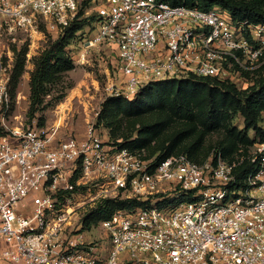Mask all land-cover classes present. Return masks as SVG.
<instances>
[{"label": "built area", "instance_id": "2783aa9c", "mask_svg": "<svg viewBox=\"0 0 264 264\" xmlns=\"http://www.w3.org/2000/svg\"><path fill=\"white\" fill-rule=\"evenodd\" d=\"M80 1L0 0V122L6 132L0 135L2 259L9 264H264V143L253 146L252 167L239 179L237 163L226 162L218 151L201 164L185 155L156 163L144 151L103 142L91 123L80 140L55 139L56 129L6 125L5 61L11 51L3 37L16 30L36 32L37 16L58 33L76 18ZM85 1L98 4V28L85 49L107 45L122 75L119 86L108 88L110 94L133 98L150 82L188 75L244 88L246 74L264 67V24L233 21L220 7ZM165 194L170 199L158 205ZM118 197L151 199V204L101 221L109 241L104 249L101 239H87L83 216L100 200Z\"/></svg>", "mask_w": 264, "mask_h": 264}, {"label": "trees", "instance_id": "16d2710c", "mask_svg": "<svg viewBox=\"0 0 264 264\" xmlns=\"http://www.w3.org/2000/svg\"><path fill=\"white\" fill-rule=\"evenodd\" d=\"M161 1L171 6L183 5L201 10L220 7L233 21L264 24V0ZM81 15L80 11L77 18ZM84 24V19L73 20L58 32L55 39L50 38L34 57L28 82L26 115L29 124L37 117V125L40 126L43 121L37 115L61 100L69 88L64 84L63 77L74 68V61L67 47ZM19 50L13 49L10 74L13 83L20 73L25 53V50ZM263 74L264 67L252 76L246 74L248 82L244 88L230 81L188 75L150 82L141 87L133 98L121 93L110 94L100 106L95 125L102 124L108 128L109 137L113 139L109 143L131 152L144 151L146 157L156 163L170 156L185 155L201 164L213 151H218L226 162L237 163L234 172L240 179L252 167L249 156L253 146L264 143ZM237 117L242 118L241 128L234 124ZM128 121L132 122L128 132L120 136L121 123ZM5 133L0 126V135ZM213 134H219V137L204 151L206 140ZM152 145L155 149L148 152ZM168 195L165 194L158 205L165 204L170 199ZM150 204L151 199H102L87 209L83 216V228H94L117 211L134 214Z\"/></svg>", "mask_w": 264, "mask_h": 264}, {"label": "rangeland", "instance_id": "374dc122", "mask_svg": "<svg viewBox=\"0 0 264 264\" xmlns=\"http://www.w3.org/2000/svg\"><path fill=\"white\" fill-rule=\"evenodd\" d=\"M96 2L99 3L100 0H96ZM97 5L85 0L80 1L77 15L80 11L82 15L78 18L76 16L75 19H84L85 24L83 29L76 34L75 38L71 40L67 47V51L74 61V68L65 73L63 77L64 84L69 88L65 91L64 97L61 100L47 107L37 115L43 121L40 126L37 125V117L32 119L30 124L28 123V117L26 115L29 105L28 82L30 72L33 69L34 57L47 45V41L50 38L55 39L58 33L48 29L42 19L37 16L36 32L29 35L16 30L12 31V34L3 37L5 44L11 51L10 59H6L5 61L6 65L9 64L7 88L10 95V102L8 111L5 113V122L8 127H27L34 125L43 130L56 129L55 139L73 137L80 140L86 136L88 124L91 123L94 126L95 132L103 142L113 141L109 137L108 128L102 124L95 125V122L102 102L110 95L108 87L112 86V80H116V76L120 73L115 68L113 51L107 45L101 44L90 49H85L84 46L86 41L96 33L98 28L95 16ZM13 49L25 50L21 70L14 79V83L10 76L14 59ZM85 50V58L81 60L80 55ZM76 88L80 91L76 90ZM71 93H73L72 96H70ZM131 124V121L122 122L118 134L120 136L126 134L128 132L127 128ZM234 124L241 128L242 118H235ZM262 126L264 127V121L262 122ZM250 135L252 136L251 133ZM218 137L219 134L211 135L206 140L204 151H206L208 146L214 144ZM154 149L155 145H152L147 151L150 152ZM86 230L90 231L88 232L90 235L87 236L88 240L101 239L105 242L104 249H108L109 241L107 240V233L101 230L99 224L94 228L90 227ZM0 264L9 263L0 256Z\"/></svg>", "mask_w": 264, "mask_h": 264}, {"label": "crops", "instance_id": "0c3cea01", "mask_svg": "<svg viewBox=\"0 0 264 264\" xmlns=\"http://www.w3.org/2000/svg\"><path fill=\"white\" fill-rule=\"evenodd\" d=\"M107 75H108V74H107ZM109 76H111V75H109ZM116 77H117L116 80H112V81H113L112 85L119 86V85H120V81H122V77H121L120 74H118ZM108 88H109V87H108ZM79 89H80V88H79ZM76 90H78V88H76ZM76 90H75V91H76ZM78 91H80V90H78ZM72 95H73V93H71L70 96H72Z\"/></svg>", "mask_w": 264, "mask_h": 264}]
</instances>
